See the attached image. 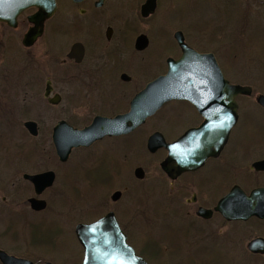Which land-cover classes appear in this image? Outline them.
Masks as SVG:
<instances>
[{
	"label": "flooded vegetation",
	"instance_id": "1",
	"mask_svg": "<svg viewBox=\"0 0 264 264\" xmlns=\"http://www.w3.org/2000/svg\"><path fill=\"white\" fill-rule=\"evenodd\" d=\"M184 1L55 0L56 12L45 20L42 35L29 46L24 44V39L35 28L29 18L37 14V8L31 7L22 13L15 28L0 22V264H5L1 259L2 253L12 257L13 264H52L48 261L49 250L63 259L65 264H83L85 249L77 230L84 226H96L92 235H97L93 238H97L99 245L112 244L125 238L137 256L149 258V254L145 253L147 245L146 249L139 248L140 239H134V234L141 235L143 232L144 221L138 211H132V208H140L139 202L129 199L127 194L130 185L126 159L130 152H140L144 147L141 131L150 121L155 120V130L151 135L160 133L168 143H173L188 130L200 127L205 117L189 101H171L132 133L105 137L90 147H74L67 160L60 156L54 143V134L70 136L71 129L82 130L96 117L115 118L129 111L132 99L148 83L141 89H133L135 93L126 112L111 114L109 108L105 107L106 102L114 103L116 111H120L122 104L127 101L128 90H132L128 86L132 84L133 78L127 68L152 75L153 70L161 66L160 53H173L162 43V37L158 38L161 43L157 41L153 53H150L154 42L150 38V30L154 32L161 13L169 15L176 28V7ZM253 1L254 8L257 5L263 9L255 12L259 13L256 19L260 22V19H264V0ZM151 2L155 4L154 11L144 15V7ZM227 3L236 10L238 17L247 11L249 14H242L241 17L243 22L250 23L247 20L252 18L249 11H254V8L251 9L253 6L249 2L242 5L241 0H231ZM166 11H170L169 14ZM174 12L176 14H172ZM223 23L221 19L219 25ZM146 26L149 27L145 29ZM251 26L256 33L258 30L264 33L262 23H258L259 28L257 23H250ZM93 31H96L94 36ZM178 32L197 53L213 55L224 72L222 58L226 51L220 32L216 33L217 38H211L206 31H195L197 37L191 39L184 28L175 31L172 40L169 38L174 54L178 48L179 56L166 57L163 60L165 73L161 72L154 79L166 74L168 59L177 60L181 57L182 50L176 39ZM49 34H63L67 38L63 43H55L48 39ZM141 36L148 39V46L143 50L137 44ZM217 39V43L213 42ZM147 51L149 59L143 56ZM124 60L131 64H125ZM154 72L155 75L157 71ZM114 74H120L118 82L114 81ZM74 81H82L83 85L72 86L71 82ZM105 84L108 86L105 87ZM103 87L110 89L111 97L108 96V100L105 99ZM249 87L251 94L239 96L237 103L239 98L255 96V89ZM100 89L95 98L93 92ZM261 96L264 95L255 96V102L257 109L264 111V105L258 102ZM90 105L96 107L99 113L102 108L103 112H110L111 115H96L86 119L84 126L80 127L81 109ZM50 110L53 115L49 117ZM238 116V122L223 150L216 157H209L197 170L169 177L161 167L168 154L166 149H159L152 154L163 155L159 169L169 187L167 189L166 183L161 180L157 184L159 195L156 196L166 200V203L161 207L156 200V219L166 217L171 223L173 219L176 224L171 228L172 235L165 237L171 242L169 248L164 246L162 237L154 242L165 250V254L173 256L174 264L180 263L176 260L180 256H206L209 250H216L221 256L225 252L236 254L244 251L242 243L245 240H248V256H259L252 253L248 246L253 240L264 238L251 237L249 226L260 225L264 229V218L229 221L215 211L233 187H239L248 196L253 191L264 189V134L259 132L251 137L248 146L242 145L243 138L234 137L240 122L239 103ZM131 136L136 138L127 141ZM110 154L119 159L117 157L109 178L97 187L99 190L114 189L113 194L91 193L80 196L78 187L86 186L85 176L89 180L88 174H93L98 168L96 164L101 166L103 158ZM89 159L94 160V164ZM80 175L84 176L83 180L76 177ZM239 176L248 182L244 185L248 188L234 183L226 192L225 186L231 177L235 180ZM61 177L71 193L64 194L61 191L56 195L49 194ZM113 178L116 179L114 184ZM116 193H119L117 197ZM262 198L264 200V196ZM201 210L206 211L205 216L200 215ZM190 235L196 244H204L205 247L196 251L200 254L192 253V248L183 250L182 241H187ZM208 242L213 244L214 249L206 248ZM163 255L155 257L160 260ZM197 257L195 261L187 260V263L197 262Z\"/></svg>",
	"mask_w": 264,
	"mask_h": 264
},
{
	"label": "water",
	"instance_id": "2",
	"mask_svg": "<svg viewBox=\"0 0 264 264\" xmlns=\"http://www.w3.org/2000/svg\"><path fill=\"white\" fill-rule=\"evenodd\" d=\"M30 7H37L38 13L29 18L35 28L30 30L24 44L31 45L42 35L45 20L56 12L55 0H0V22L11 27L17 26L19 15ZM154 2L144 7V15L154 11ZM182 49L179 60H168L167 74L149 83L130 103L126 114L115 118L96 117L93 123L82 129L70 131V136L55 132L54 143L62 159L67 160L71 149L90 147L105 137L128 135L145 124L166 103L174 100L189 101L205 117L198 128L190 129L173 143H167L160 133L150 136L147 148L154 154L165 148L167 158L161 167L169 177H175L187 171L199 169L209 157H216L227 144L233 127L238 121L239 95H250L251 88L232 85L225 79L213 55H201L189 48L182 33L176 34ZM140 50L146 49L148 39L141 36L137 41ZM126 78V76H124ZM127 79V78H126ZM258 102L264 105V97ZM64 156V158H63ZM138 179L144 178V170L135 171ZM119 193H116L117 197ZM264 189L253 191L247 196L239 187L220 201L215 211L220 212L227 220H248L253 216L264 218ZM201 210L200 215L205 216ZM96 226L79 227L77 235L85 249L83 264H148L137 257L134 249L127 245L126 239L99 245L92 233ZM250 251L264 254V239H256L249 245ZM5 264H13L12 257L2 253Z\"/></svg>",
	"mask_w": 264,
	"mask_h": 264
},
{
	"label": "rangeland",
	"instance_id": "3",
	"mask_svg": "<svg viewBox=\"0 0 264 264\" xmlns=\"http://www.w3.org/2000/svg\"><path fill=\"white\" fill-rule=\"evenodd\" d=\"M237 1V0H235ZM227 2H231V0H186L176 7V12L178 19H176V28L174 27V24H172V20L169 18V15H163L161 13L159 15L160 20L157 22V26L154 28V32L152 30L150 32V38L152 39L153 45L149 49L150 53H153V49L155 47V44L157 43H165L167 45V50H170L169 52L173 51L171 54H162L161 59L162 63L161 66L158 68L156 67L153 70L157 71V73L154 75H149L151 73H144L142 74L140 71L137 72V70L132 68H127V71L130 72V75L133 78L132 84L128 86L129 89L127 92V101L125 100V104H122V107L120 111H116V108H114V103L106 102V108H109L108 110L112 112L111 114H116L117 112H126L129 107V101L132 99L135 90L133 89H141L143 88L147 83L152 81L156 75H159L161 72L165 73V64L164 59L166 57H174L177 58L179 56V50L178 48L175 49V54L173 50V46L170 43V40L173 38V33L175 31L183 30L185 28L186 32L188 33L189 38H196L197 35L195 31H206L208 36L211 38H217L216 33L220 32V36L224 39V47H225V55L223 54L222 62L224 67V74L227 80H229L232 84H240V85H246V86H252L254 90V95H264V33H261V30H258L259 32L256 33L252 26L250 27V23L243 22V17L248 15L249 13L247 11H244L241 16L238 17L236 10L233 9V7H230L231 5ZM249 2L250 6L255 5L253 0H241V4L244 5L245 3ZM169 6V5H168ZM168 6L164 9H167ZM246 7V6H245ZM243 9H246V8ZM255 6H253L251 9H253ZM256 5V8H254V11L251 10L250 15L253 19H256V16L259 14L255 13L257 10H261L262 8ZM263 10V9H262ZM253 11V14H252ZM170 11H166V13L169 14ZM248 13V14H247ZM172 14H176L175 12ZM263 16L262 14H260ZM251 18V21H252ZM224 20V23L222 25H219V22ZM260 19V18H259ZM250 21V19H247ZM160 21V22H159ZM254 24L262 23L264 25V19H260V22L253 21ZM181 25V26H179ZM184 27H183V26ZM149 27H144L145 29ZM152 29V28H151ZM263 29V28H261ZM23 31V30H22ZM246 31V34H243V32ZM96 34V31L92 32V35L94 36ZM159 37H162L163 40L159 42ZM66 36L63 34H49L48 39L51 41H54L55 43H63L64 40H66ZM158 39V40H156ZM221 41V40H220ZM215 43L218 42V39L216 41H213ZM157 43V44H158ZM145 52L143 56L145 59H149L150 55H148V52ZM149 53V54H150ZM156 54V53H155ZM125 61V60H124ZM130 65L131 62L128 61ZM128 62L125 61V64ZM146 65V62H145ZM146 70V69H145ZM149 70V69H148ZM120 74H114V81H117V77L119 79ZM107 77V75L105 76ZM111 79V78H110ZM93 80V78H92ZM72 86L79 87L82 86V81H74L71 82ZM105 87L108 86V84L104 85ZM105 99L108 100V96H110V89L105 88ZM71 90V89H70ZM102 89H100L98 92L94 91L93 95L96 96L99 94V92ZM255 96L253 98H239L238 103L240 104V122L237 128L235 129V138H243L242 139V145L248 146L249 140H251V137L257 133H263L264 134V111L261 109H257L256 102H255ZM65 105V104H64ZM62 105L60 109L63 108ZM91 107V108H89ZM84 109L82 107L81 109V125L80 127H83L86 121V119L93 118L96 115H111L110 112H103L104 109L101 108V112L99 113L93 106H89ZM114 110V111H113ZM107 112V113H106ZM53 115V111L50 110L49 117ZM84 115V116H83ZM87 116H90L87 118ZM48 117V120H49ZM155 120L150 121L143 129H142V135L144 137V147L141 149L140 152H130L128 159V167H127V173H128V181H129V190L127 192L129 199H133L139 202L140 208H132V211L136 212L138 211L141 215L143 221H144V228L141 235L134 234V239H140V245L139 248L146 249V245L148 243H155L158 238L162 237V240L165 241L164 246L170 247V241L165 239L167 235L170 237L171 228L175 227L176 224H174V221L172 219V222L169 218H157L156 219V212H155V202L156 200L159 201V205L163 207L164 203H166V200H160L157 198L156 195H159V191L157 189V184L159 180L164 181L166 183L167 189L168 187V181L165 179V177L162 176V173L159 169V164L163 159L162 154H157L153 156L147 151V148L145 147V143L147 141V138L154 132L153 123ZM51 123V121H49ZM133 137V138H131ZM127 139V141L131 142L132 139H135L136 136H131ZM248 142V143H247ZM32 145H34L32 143ZM106 145V144H104ZM110 145V144H109ZM31 147V146H28ZM114 153V152H113ZM103 155V154H101ZM105 155V154H104ZM93 157V156H92ZM106 157V160H105ZM103 158V161L101 163V166L96 164V172L93 174H88L89 180H87V175L85 176L86 179V186L81 185L78 187L80 190V196H88L91 195H112L114 191L109 189H98L97 185H100V182H104L109 178V173L112 172V169H114L115 163L117 162V157L114 154L106 155ZM93 159V158H92ZM89 159V162L91 164H94V160ZM119 159V157H118ZM76 160V159H75ZM104 162V163H103ZM99 163V162H98ZM137 167H142L145 172V178L143 181H138L134 177V170ZM92 169H94L92 167ZM114 172V170H113ZM80 177L81 180H83L84 176H76ZM64 178L61 177L59 182L56 184L54 189L49 193L51 195H56L57 193H60L61 191H64V194L71 193V190L69 189V186L67 183H63L62 180ZM116 179H112V183H115ZM132 182L134 184L132 185ZM244 178H241L240 176L233 180V177H231L230 182L226 184L225 191L227 192L232 185L239 184L244 188L245 187ZM85 183V182H84ZM248 183V182H247ZM111 184V183H110ZM92 185V186H91ZM117 185V184H116ZM93 187V192L91 191ZM118 188V187H117ZM159 211V210H158ZM166 216H169L168 214ZM264 227V226H263ZM251 237H263L264 238V229L257 225L256 227L249 226ZM189 236V234L187 235ZM252 239V238H251ZM248 243V240H245L244 243H242V247L244 251L236 252V254L233 253H222V256L219 255L218 251L216 250H209L202 256H194V255H188V256H180L178 259L180 263L179 264H188L187 260L195 261V258L197 257V262H193V264H204L202 261H205L207 264H264V254L261 256L251 257L248 256V251L246 248V245ZM207 249H214L212 247V243H207ZM182 247L185 250L186 248H192V253H195V255L200 254L196 253L198 249L205 247L204 244H196L191 235L190 238L187 241H182ZM190 250V249H189ZM50 254L48 256V261L52 264H65V261L58 257L55 254H51L52 250H49ZM150 263L151 264H174V258L171 254H165L161 256V259L154 258L152 254L149 255ZM183 260L185 261L184 263ZM205 263V264H206Z\"/></svg>",
	"mask_w": 264,
	"mask_h": 264
},
{
	"label": "trees",
	"instance_id": "4",
	"mask_svg": "<svg viewBox=\"0 0 264 264\" xmlns=\"http://www.w3.org/2000/svg\"><path fill=\"white\" fill-rule=\"evenodd\" d=\"M145 253L152 254L153 257L165 254V250L158 243H148ZM148 258V257H146ZM150 260V258H148Z\"/></svg>",
	"mask_w": 264,
	"mask_h": 264
},
{
	"label": "bare ground",
	"instance_id": "5",
	"mask_svg": "<svg viewBox=\"0 0 264 264\" xmlns=\"http://www.w3.org/2000/svg\"><path fill=\"white\" fill-rule=\"evenodd\" d=\"M255 20H256V19H253V18H252V21H251V18H250V23L254 24L253 21H255Z\"/></svg>",
	"mask_w": 264,
	"mask_h": 264
}]
</instances>
